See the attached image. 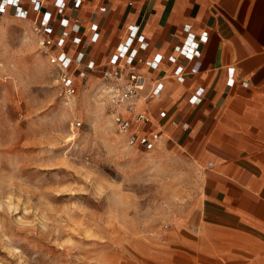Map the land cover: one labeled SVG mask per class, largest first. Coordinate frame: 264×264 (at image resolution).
Masks as SVG:
<instances>
[{
	"label": "crops",
	"instance_id": "0c3cea01",
	"mask_svg": "<svg viewBox=\"0 0 264 264\" xmlns=\"http://www.w3.org/2000/svg\"><path fill=\"white\" fill-rule=\"evenodd\" d=\"M33 3L22 0L30 10ZM53 3L43 2L53 12L56 50L74 55L75 34L69 27L68 35L56 31L63 28L61 16L76 15L89 58L105 63L126 42L143 57L145 88L136 103L153 117L146 128H160L158 144L178 146L203 173L194 203L197 222L190 229L198 259L192 255L191 264H264V0H65L61 8ZM130 24L142 27L143 43L129 36ZM203 31L208 38L200 56L168 60L176 44ZM156 54L162 55L159 61ZM177 65L183 66V81L173 74ZM158 79L161 95L147 97ZM194 94L199 102L189 101Z\"/></svg>",
	"mask_w": 264,
	"mask_h": 264
},
{
	"label": "clouds",
	"instance_id": "9594fccd",
	"mask_svg": "<svg viewBox=\"0 0 264 264\" xmlns=\"http://www.w3.org/2000/svg\"><path fill=\"white\" fill-rule=\"evenodd\" d=\"M34 50L25 40L12 56L23 59ZM13 70L15 64L0 62V78H11ZM48 74L37 65L20 87L26 91ZM117 96L103 88L90 99L72 95L62 101L63 130L52 133L51 146L66 151L44 167L64 169L63 182L57 177L41 188L21 174L23 162L0 166V264H109L96 242L137 228L141 235L163 234L184 213L198 192L199 168L182 167V158L164 144L154 151L138 147L109 112ZM82 128L84 140L77 145ZM63 196L69 199L56 200Z\"/></svg>",
	"mask_w": 264,
	"mask_h": 264
},
{
	"label": "rangeland",
	"instance_id": "374dc122",
	"mask_svg": "<svg viewBox=\"0 0 264 264\" xmlns=\"http://www.w3.org/2000/svg\"><path fill=\"white\" fill-rule=\"evenodd\" d=\"M25 40H29L35 50L23 59L13 57L12 53L20 50ZM0 62L15 64L11 78H0V166L8 168L14 161L23 162L25 166L21 174L29 183L41 188L56 184L57 177L63 182V177L68 175L64 169L44 167L59 159L66 151L65 148L51 146L55 142L52 133L63 130L60 125L62 101L72 95L81 99L93 98L101 89L108 88V83L101 73L91 71L79 80L76 92L67 95L64 86L58 81L56 66L50 64L40 52L29 22L16 17H8L0 24ZM41 64L49 69L48 76L37 80L25 91L20 87V82L31 77L34 67ZM54 96L55 103L45 107ZM41 108L44 110L39 111ZM109 112L113 114L114 107ZM85 131V128L81 129V139L76 142L77 145L83 143ZM165 146L182 158V167L193 164L191 159L183 156L178 146ZM76 151L74 149L71 155H75ZM146 172L145 169L140 175ZM199 175L201 179V170ZM200 187L199 183L198 191ZM196 197L197 194L185 206L181 217L163 234L141 235L140 229H130L104 243L96 242L98 250L104 252L109 264H191L192 255L198 259L197 249L190 242V229L197 222V208L194 207ZM66 199L69 197L56 198L58 202Z\"/></svg>",
	"mask_w": 264,
	"mask_h": 264
},
{
	"label": "built area",
	"instance_id": "2783aa9c",
	"mask_svg": "<svg viewBox=\"0 0 264 264\" xmlns=\"http://www.w3.org/2000/svg\"><path fill=\"white\" fill-rule=\"evenodd\" d=\"M34 2L32 9H28L22 4V0H0V24L7 17H16L30 22L31 31L37 38V44L40 52L46 56L50 64L56 66L58 81L64 86V91L67 95H72L76 92L78 82L91 71H97L105 78L108 83L107 87L114 89L118 96L114 97L115 106L113 114L116 117L117 124L120 130L124 131L130 139L138 147L153 150L160 140V128L148 129L147 125L153 122L152 115L140 110L137 107L136 97L140 90L145 88V77L139 71V66L143 62V57L139 54L138 49L131 43H122L117 50L108 58L105 63H97L94 59L89 58V48L83 42V38L78 34L81 31V20L76 15L61 16L59 24L61 27L56 31V35L63 36L69 33L65 30L69 27L72 36V43L78 45L74 55H71L66 50H56V42L53 36V12L51 9L44 6L45 0H31ZM54 6L61 8L58 0H53ZM103 9V8H102ZM75 10V8H74ZM33 11V16L30 15ZM47 16V23L45 18ZM66 20L67 24L62 25L61 21ZM94 23V22H93ZM96 28V24H93ZM49 28L52 31H49ZM129 36L144 42V34L142 27L139 24H130L128 26ZM190 29L189 24L184 25V30ZM79 39L80 43L75 41ZM207 32L203 31L196 40L185 39L182 43L174 46V53L168 55V60L176 62L178 57H183L187 60L200 56L201 45L207 40ZM162 58L161 54L154 56L155 61ZM115 61V62H114ZM173 74L179 81L185 79L183 66L177 65ZM228 85L234 83V67H228ZM163 90V82L158 79L155 84L147 91L146 96L158 97ZM189 101L196 103L200 101L197 95H191ZM161 116H165V112H160ZM176 123L175 120H172Z\"/></svg>",
	"mask_w": 264,
	"mask_h": 264
},
{
	"label": "snow or ice",
	"instance_id": "6c2138e0",
	"mask_svg": "<svg viewBox=\"0 0 264 264\" xmlns=\"http://www.w3.org/2000/svg\"><path fill=\"white\" fill-rule=\"evenodd\" d=\"M58 2H59L61 5H63V0H58ZM76 2H77V4H79V3H80V0H76ZM45 23H47V16H46V18H45ZM61 24H62V25H66V24H67V21H66V20H63V21H61ZM49 31H52V29L49 28ZM75 42H76L77 44L80 43V41H79L78 38L76 39ZM114 62H115V61H114Z\"/></svg>",
	"mask_w": 264,
	"mask_h": 264
},
{
	"label": "bare ground",
	"instance_id": "6f19581e",
	"mask_svg": "<svg viewBox=\"0 0 264 264\" xmlns=\"http://www.w3.org/2000/svg\"><path fill=\"white\" fill-rule=\"evenodd\" d=\"M201 246V245H200ZM203 249V248H202ZM201 253V252H200ZM201 255V254H200ZM204 256V255H203Z\"/></svg>",
	"mask_w": 264,
	"mask_h": 264
}]
</instances>
